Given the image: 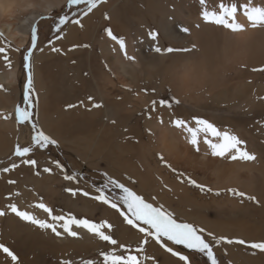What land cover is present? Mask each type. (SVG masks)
<instances>
[{"label":"bare ground","instance_id":"6f19581e","mask_svg":"<svg viewBox=\"0 0 264 264\" xmlns=\"http://www.w3.org/2000/svg\"><path fill=\"white\" fill-rule=\"evenodd\" d=\"M172 1L170 6L163 0H104L79 18L80 24L68 27L58 49L84 75H76L77 89H73L70 75L62 76L63 93L53 88L57 81L42 84L41 89L49 90L47 96L58 101L61 111L60 123L52 124L50 132L56 134L59 129L62 142L67 138L78 152L82 148L81 174L84 168H91V173L105 172L129 187L137 186L149 200L157 201L158 196V202L168 205L177 214L174 216L204 228L206 235L249 244L264 242V71L260 70L264 69V28H253L242 12L238 22L245 26L243 31L232 32L206 22L203 12L217 10L219 0H206L204 5L200 0ZM66 2L0 0V47L10 42L8 60L0 55V152L15 142L18 48L28 43L31 26ZM232 2L264 7V0ZM143 3L145 7L139 8ZM148 26H159L164 34L153 40ZM107 29L123 39L125 49L108 36ZM166 39L175 44L171 52L165 48ZM125 52L134 59H127ZM48 55L46 51L36 57L39 61ZM50 67L53 69V63L48 61L37 65L41 75ZM79 100V115L75 116L73 104ZM212 106L216 111L197 113L192 119L193 109ZM49 112L53 113L50 108ZM177 119L189 127L203 119L229 131L245 142L242 148L255 160L213 156L203 143V133L197 150L189 142L190 134L175 126ZM4 131L8 141L3 139ZM105 155L113 164L104 160ZM189 179L204 186V191L189 184ZM228 189L245 196H234ZM65 196L92 203L80 192H65ZM111 220L116 234H126L115 217ZM73 231L78 238L64 237V233L60 238L84 240L93 235L75 226ZM142 235L136 232L135 240ZM149 243L155 245L151 239ZM217 246L230 254H264L235 242L222 241ZM241 258L251 264L248 257ZM253 264H264V255Z\"/></svg>","mask_w":264,"mask_h":264},{"label":"rangeland","instance_id":"374dc122","mask_svg":"<svg viewBox=\"0 0 264 264\" xmlns=\"http://www.w3.org/2000/svg\"><path fill=\"white\" fill-rule=\"evenodd\" d=\"M100 1L101 3L104 2V0H97L98 5ZM164 2L168 5L173 3L172 0H163V3ZM144 7V3L139 6L141 9ZM85 11L86 5L84 4L69 8L68 3L66 2L62 9L55 11L53 14L44 16L35 25L38 28V39L30 64V70L33 76L32 91L30 95L31 107L23 105V87L27 78L22 66L23 55L31 46V35L28 43L25 46L18 48V52L21 53L18 56L17 62L19 75L16 108L18 104L27 107L28 111L31 113V122L20 123L15 118V142L11 148L0 152V211L5 212V215L0 216V244L9 248L18 257V260L13 262L10 257L0 251V264H65V262H68V264H87L88 261H92L93 264H103V256L101 253L115 251L117 254H120L123 251V249L110 245L106 241H101L94 234L91 239L84 237V240H72L70 238L62 240L60 238L61 236H56L50 229H41L30 222L21 220L11 211L9 208L10 204H16L21 211H27L38 219L49 223L52 221L48 214L35 207V205L44 203L47 207L53 209V214L55 215H72L78 219H88L95 223L106 221L113 227L114 223L111 219L115 217L121 225L119 227L126 230V234H116L113 231V227L111 229H104L103 231H105V234L112 235L119 244L130 248L132 250L131 254H137L135 249L139 245L141 239L135 240L134 236H136V232H139L125 224L123 217H121L115 209L92 199L93 196L98 195V192L96 191L97 188H101L107 183V179L110 177L109 174L105 172L91 173V168L88 170L87 167L84 168V173L81 174L79 167L80 163H78V161L82 148L80 147L78 152V150L67 141V138H64V142H62L59 135V129L56 134L50 132L52 124L60 123L61 111L59 110L53 113L49 112L50 105L48 102H44L46 98L44 92L49 90L41 89V86L43 83L50 82L51 80L54 84L57 81V85L53 88H55V90L58 88L63 93L65 87H62L61 84L62 76L70 75L73 79V89L78 88L77 86L79 85L76 82V75H84V73L75 67L76 64L68 62L67 59L69 58V55L63 54L60 49H58V47H60L58 41L62 38L64 33L67 32L68 27L73 24L71 23V20L81 18ZM65 13L69 16V22L61 25V31L57 33L54 31L55 25L58 23L59 18ZM73 13H76V15L74 16ZM134 16L135 15H133V18H135ZM42 22H45V24H41ZM147 28L151 33H156L157 35L164 34L159 26L154 28L148 26ZM166 42H164L166 49L175 48V44H169L167 39ZM53 48L56 50L54 51ZM46 51L49 52V57L45 59L40 58L38 61L36 56ZM62 51H64V49H62ZM40 61L52 62L53 69L50 67L49 70H45V75H41L37 69V65ZM158 74L160 75V73ZM150 76L154 78L153 75ZM154 87H159V83L155 79ZM79 106L80 100L73 104L75 116L79 115ZM207 111H216L215 106L208 109H193L192 119L195 118L197 113ZM56 116H58V118H56ZM33 123L36 125L37 130H42L57 143L55 145H47L42 149L34 145L32 143V136L34 134L32 130ZM3 139L8 141L5 131ZM8 143L10 145V142H4L3 144L6 145ZM17 144L21 147L30 146L33 150L27 157H17L14 154ZM108 156L109 155H105L104 160L108 161L111 165L113 163L108 160ZM24 159H34L37 161V165L33 167L24 164ZM56 162H59L62 167L58 168ZM13 164H15L16 167H13ZM6 168L8 171L4 170ZM45 168H50L51 172H45ZM104 169L105 166L100 170L104 171ZM65 176H71L74 177V179H65ZM9 181H14V183H9ZM77 181H80L81 184L87 188L83 189L80 187ZM125 186L144 197L147 202L152 203L154 206H163L166 211L176 214L164 202L159 203L158 196H155L157 201L149 200L137 186L135 188L131 186L129 187L128 185ZM109 188L112 190L111 192L106 190V194L109 195L112 200L118 201V198L121 195L120 191L111 185H109ZM69 189L73 190L76 194L77 192H80L81 196L84 192L89 193L88 196H83L88 200H92V203L85 204L84 202L81 203L80 201L67 198L65 192L67 194H73V191H68ZM63 209H65V212ZM174 217L177 219V222L188 223L180 220L176 216ZM58 230L60 231L61 229L58 228ZM64 237H66V233H64ZM205 237L210 240L206 234ZM150 244L153 245V243L148 242L143 246L144 251L138 254L142 264H184V262L180 261L178 257L165 251L159 244L154 242L155 245H153V247L156 246L158 249L151 248ZM165 244L167 246H172L170 242L165 241ZM248 244L249 243H246L245 246H248ZM178 247L179 248L174 247L173 250L180 252L181 255L187 256L190 264H210V262L207 261V257L203 254L183 248V246ZM213 251L218 264H245L242 262L241 257L243 256L248 257L251 264H253V261L259 258L260 255H264L259 253H250L251 255L242 253L230 254L226 251H221L220 247L217 245L214 246Z\"/></svg>","mask_w":264,"mask_h":264},{"label":"snow or ice","instance_id":"6c2138e0","mask_svg":"<svg viewBox=\"0 0 264 264\" xmlns=\"http://www.w3.org/2000/svg\"><path fill=\"white\" fill-rule=\"evenodd\" d=\"M68 7L79 6L81 4L86 5V11L83 12V15H87L96 7L97 0H67ZM202 5L206 4V0H200ZM242 14L246 17L247 22L253 27L264 28V7H256L251 4L245 3L240 4L238 2H232L229 0L228 3H225L224 0H219L217 10H206L203 12V19L211 24L220 26L224 29H228L232 32H239L244 30V25L238 22V14ZM75 16L76 13H73ZM43 18V17H41ZM69 22V16L67 13L62 15L59 18L58 23H56L54 31L59 33L61 31V25H64ZM71 23L80 24L79 19H72ZM31 46L28 48L23 55V69L26 74L27 81L23 87V105L31 107L30 95L32 91L33 76L30 70L31 58L33 51L36 49L37 39H38V28L37 26H31ZM108 36L119 43L120 48L125 49V43L122 38H118L113 35L110 29H107ZM153 40L156 39V33H149ZM3 34L0 33V37ZM7 47H0V55H3L5 61L8 60L7 51L10 48V42L6 41ZM18 50V49H17ZM55 51L56 49L53 48ZM157 52H160V48H156ZM167 51L171 52L173 49L169 48ZM125 57L129 60H133L134 57L127 56L125 52ZM10 66V65H9ZM255 70V69H254ZM264 71V69H260ZM2 87V86H0ZM91 100V97L89 98ZM165 102L161 101L163 105ZM179 103V101H177ZM153 107H155L156 102H152ZM99 104H93V107H100ZM15 118L18 122H31V113L28 111L27 107H24L20 104L17 105ZM196 127H189L184 120L177 119L174 121V124L177 128L184 129L190 134V143L193 146H196L199 150L200 134L203 133V143L206 144L211 149V154L215 157L224 158L230 156L232 160L241 159L244 161L255 160V156L248 153L242 145L245 144L238 136L231 134L229 131H222L212 123L203 119H196ZM33 136L32 143L39 148H44L47 145H55L57 142L46 135L42 130H37L36 125L32 124ZM32 147L25 146L21 147L17 144L15 147L14 154L17 157H27L32 152ZM24 164L31 165L35 167L37 161L34 159H24ZM56 166L61 168L62 166L59 162H56ZM13 167H16L13 164ZM8 171V169H4ZM45 172H51L50 168H45ZM106 175V174H105ZM65 179H74L71 176H65ZM9 183H14V181H9ZM188 183L194 185L204 191V186H201L196 183L195 180H188ZM109 185L113 186L115 189H118L121 195L118 198V201L112 200L109 195L106 194V190L111 192ZM68 191H73L69 189ZM98 195L92 197V199L99 201L109 207L115 209L121 217L125 224L131 226L133 229L137 230L139 233H142V237L139 245L135 249L137 254H131V249L119 244L116 239L110 234H105L104 229H111L113 226L104 221L100 223L92 222L88 219H78L72 215H55L53 214V209L47 207L44 203H39L35 207L43 210L50 217L51 223L38 219L36 216L30 214L27 211H21L16 204H10L9 208L11 211L19 217L21 220L32 223L33 225L38 226L41 229H50L56 236H61L63 233H66L68 236L77 237L78 233L73 231V226L76 228L86 229L89 233L97 236L101 241H106L108 244L116 246L117 248L123 249L120 254H117L115 251L101 253L103 256V264H142L139 259L138 254L144 251V245L149 242V239L159 244L165 251L171 253L173 256L179 258L180 261H183L184 264H190L189 259L185 255H181L180 252L174 251L173 247L167 246L166 242H170L171 245L183 246V248L193 250L200 254H203L207 257V261L210 264H218L217 258L214 254L213 248L215 245H219L222 241L231 244L234 241L227 239L225 237L217 238L212 233H207L208 237L211 239H206L204 228H197L191 223L177 222V219L173 216L171 212L166 211L163 206H154L152 203L147 202L144 197L138 195L136 192L126 187L123 183L108 177L107 183L101 188L96 190ZM211 191V189H208ZM234 196L244 197L245 193L238 192L235 189H228ZM73 195L75 192L73 191ZM83 195L88 196L89 193L84 192ZM216 195H220L219 192ZM249 199H254L249 197ZM5 215V212L0 211V216ZM62 229L63 232L59 231ZM237 244H246L244 240H236ZM252 249H258L261 252H264V242H253L248 244ZM0 251L5 253L8 257L11 258L13 262L18 260V257L3 244H0ZM127 253V254H126ZM68 264V262H65ZM87 264H93L92 261H88Z\"/></svg>","mask_w":264,"mask_h":264},{"label":"crops","instance_id":"0c3cea01","mask_svg":"<svg viewBox=\"0 0 264 264\" xmlns=\"http://www.w3.org/2000/svg\"><path fill=\"white\" fill-rule=\"evenodd\" d=\"M49 93V91H45L44 94L46 95L45 101L44 102H48L50 105V110L55 112V111H59V106H58V101L54 102L53 100H51L47 94ZM56 118H58V116H56Z\"/></svg>","mask_w":264,"mask_h":264}]
</instances>
